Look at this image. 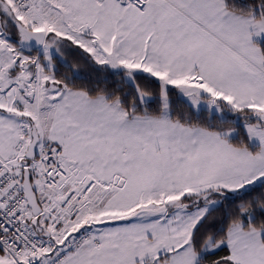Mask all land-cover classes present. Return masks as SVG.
Listing matches in <instances>:
<instances>
[{
  "label": "snow or ice",
  "instance_id": "snow-or-ice-1",
  "mask_svg": "<svg viewBox=\"0 0 264 264\" xmlns=\"http://www.w3.org/2000/svg\"><path fill=\"white\" fill-rule=\"evenodd\" d=\"M0 264H264V0H0Z\"/></svg>",
  "mask_w": 264,
  "mask_h": 264
}]
</instances>
